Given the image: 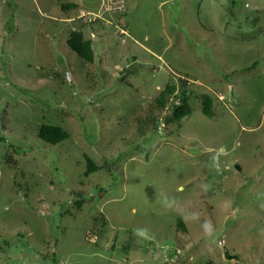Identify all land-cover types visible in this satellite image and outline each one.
Wrapping results in <instances>:
<instances>
[{
    "label": "rangeland",
    "instance_id": "obj_1",
    "mask_svg": "<svg viewBox=\"0 0 264 264\" xmlns=\"http://www.w3.org/2000/svg\"><path fill=\"white\" fill-rule=\"evenodd\" d=\"M124 1L89 63L61 6L104 0H0V264H264V0ZM167 83L191 106L172 123Z\"/></svg>",
    "mask_w": 264,
    "mask_h": 264
},
{
    "label": "trees",
    "instance_id": "obj_2",
    "mask_svg": "<svg viewBox=\"0 0 264 264\" xmlns=\"http://www.w3.org/2000/svg\"><path fill=\"white\" fill-rule=\"evenodd\" d=\"M121 3L124 5L125 1L120 0ZM61 9L65 12H69L71 10H81L79 8V5L77 4H64L61 6ZM100 11V10H99ZM97 12H88L91 16L92 14H100L96 15L92 20L84 21L88 27L92 30L91 32L95 34L94 28L98 26V23L100 21H110L109 23L113 25L115 29L118 28L119 25L122 24L121 22V13L126 11V8L123 6V10H119L115 13H112L117 15L116 17H107L105 16V13ZM104 14V16H103ZM79 16V14H77ZM83 20L82 18H79ZM98 21V23H96ZM119 35V33H118ZM100 36V35H98ZM94 38V37H93ZM92 36L86 37L83 32L80 30H71V32L68 35L66 44L68 48L71 50V52L75 53L77 56H79L81 59H83L86 62L92 63L95 60V51L93 49L92 44ZM250 69V68H248ZM175 86L167 83L163 90L160 91L158 96L154 99L153 106L158 108L163 113L164 121L167 123H172L176 121H180L183 118H185L187 115L191 113V106L189 104L188 98H187V91H182L179 95L175 96ZM214 102L209 96H204L202 99V112L206 116L212 115V108H213ZM167 112H166V111ZM37 137L39 140L43 141L46 144L50 145H56L58 143L63 142L64 140L69 138L68 131L62 127V126H54L51 124H43L40 126V128L37 131ZM16 153H18L20 150L14 149ZM84 159L86 161V170L84 172L85 176L90 175L91 173L97 171L99 168L94 161L87 155L84 156ZM26 191H21L24 196H26ZM83 199H81L82 201ZM80 201L77 203L78 207H81ZM68 210L65 211L64 215L68 214ZM52 226V225H51ZM178 227L182 230L185 229V226L182 221L178 222ZM8 242V241H7ZM38 250V249H37ZM55 252L51 253L52 255L43 254L42 252L39 253V255L42 256V260L46 263L52 262L53 264H61L58 257L54 254ZM47 261V262H46Z\"/></svg>",
    "mask_w": 264,
    "mask_h": 264
},
{
    "label": "built area",
    "instance_id": "obj_3",
    "mask_svg": "<svg viewBox=\"0 0 264 264\" xmlns=\"http://www.w3.org/2000/svg\"><path fill=\"white\" fill-rule=\"evenodd\" d=\"M104 2H105V5L102 6V8L100 9V11H99L100 13H103V12L115 13L119 10H123V4L121 3L120 0H104ZM96 15H100V14H92V16H91L89 13H87L85 11H80L78 17L82 18L84 21H87V20H92ZM122 24H124V23L122 22ZM118 33H119V35H125V34H127V30L124 29L123 27H120Z\"/></svg>",
    "mask_w": 264,
    "mask_h": 264
},
{
    "label": "crops",
    "instance_id": "obj_4",
    "mask_svg": "<svg viewBox=\"0 0 264 264\" xmlns=\"http://www.w3.org/2000/svg\"><path fill=\"white\" fill-rule=\"evenodd\" d=\"M91 31H92V30L89 28L88 34L91 33V35H92L93 33H92ZM89 32H90V33H89ZM93 36H94V34L92 35V38H93Z\"/></svg>",
    "mask_w": 264,
    "mask_h": 264
},
{
    "label": "clouds",
    "instance_id": "obj_5",
    "mask_svg": "<svg viewBox=\"0 0 264 264\" xmlns=\"http://www.w3.org/2000/svg\"><path fill=\"white\" fill-rule=\"evenodd\" d=\"M80 11H83V10H80ZM80 11H79V12H80ZM123 36H124V35H123Z\"/></svg>",
    "mask_w": 264,
    "mask_h": 264
},
{
    "label": "water",
    "instance_id": "obj_6",
    "mask_svg": "<svg viewBox=\"0 0 264 264\" xmlns=\"http://www.w3.org/2000/svg\"><path fill=\"white\" fill-rule=\"evenodd\" d=\"M239 168V167H238Z\"/></svg>",
    "mask_w": 264,
    "mask_h": 264
}]
</instances>
